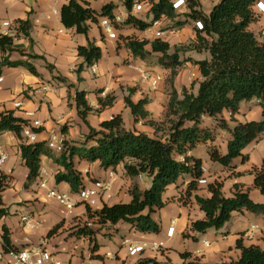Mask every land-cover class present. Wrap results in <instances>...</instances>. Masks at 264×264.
I'll return each instance as SVG.
<instances>
[{
  "label": "trees",
  "instance_id": "obj_1",
  "mask_svg": "<svg viewBox=\"0 0 264 264\" xmlns=\"http://www.w3.org/2000/svg\"><path fill=\"white\" fill-rule=\"evenodd\" d=\"M257 0H218L212 5L208 13L200 8L199 0H185L181 10L172 8V0H145L146 10L144 15L152 20H172L182 14L186 19L200 20L202 29L196 30V37L184 47H175L169 52V44L160 38H145L144 32L151 25L139 14L130 12L134 0H123L126 8L122 22H115L114 15L119 10H114L112 3L104 4L100 10L89 7L87 0H68L60 8L61 23L67 28H74L85 36L88 34L87 21L98 23L101 18H106L118 31L115 38V47H123L128 56L144 58L146 55L159 53V63L170 70L173 77L180 65L177 53L179 50L194 49L206 50L209 59L195 61L198 65L200 80L197 82L196 92L183 87L179 92L171 89L165 105V114L161 121L149 118L146 105L149 98L144 95L137 100L131 99L135 87H127L124 104L129 108L135 121L146 119L147 123L154 126V135L141 131L127 130L124 127L119 113L99 123L98 128L90 127L87 115L110 106L114 96L106 94L97 97L98 107L93 109L87 102L85 90L74 91V103L79 118L88 126V132L80 142L63 139V150L53 155L52 159L63 170L54 175L55 182H65L72 192H79L86 187L82 172L76 166V160L86 164L96 163L101 168L115 170L121 165L123 176L129 179L145 176L150 179L147 188H141L137 181H132L125 189L129 196L126 202L112 204L101 203L99 206H89L83 203L85 211L79 222L71 225L77 226V233L88 236L93 243L94 229L86 228L91 221L94 225L114 226L126 223L140 233H155L160 231V224L152 218L168 202H182L188 206L196 205L203 213L200 219L191 220L181 232V236L196 242L198 235L210 229H220L231 218L233 211L246 210L264 215V202L253 201L249 196L248 187L240 183L232 185L230 196L223 195L222 181L218 177L206 181L205 167L200 158L188 155L198 143H207L206 152L211 162L217 163L223 169L234 172V160L245 162L247 155L243 153L246 146L259 139H264V34L261 40L249 29V24L256 21L259 14L253 8ZM183 22V21H182ZM177 21L176 24L182 23ZM174 25V26H175ZM31 23L29 19H18L14 35L0 34V75L5 66L23 67L31 74L39 76L34 65L29 59H43L37 54H25L26 60H10L9 54L18 49L13 47L14 36L19 34L30 38ZM128 31V32H127ZM130 31V32H129ZM77 54L82 58V64L76 68L77 79L80 80L82 65H92L101 58V48L87 38L86 45L77 46ZM23 55V54H21ZM46 68L53 71V65L46 63ZM60 78L68 88L73 85L64 77ZM101 89L95 90L99 94ZM256 99L260 107V119L250 121H237L234 115L238 113L239 103L243 100ZM223 112L229 113V120L233 122L228 127L223 118ZM203 116H208L218 121L221 129L227 130L230 138L226 142L225 152L212 144L213 132L202 125ZM27 121L16 117L11 111L0 114V132L11 131L19 140L17 148L22 164L28 169V181L34 182L41 168V155L50 154L46 147V140L29 142L23 136V127ZM36 132L39 128H32ZM65 126L61 127V132ZM159 132V133H157ZM247 172L252 175V186L264 194V159L252 165ZM87 176L88 171H86ZM89 177V176H88ZM8 177L0 174V205L2 191L6 187ZM90 181L95 178L89 177ZM204 178L209 196L202 197L196 193L198 179ZM169 186L177 188V195L173 198H163ZM99 200L97 201V203ZM82 203V202H81ZM6 214L4 207H0V218ZM63 225V219L57 221L46 232V236L57 233ZM68 227V229L70 228ZM92 239V240H91ZM235 247L240 250L235 260L214 263H199L198 258L189 252L180 253L181 257H191L186 264H264V244L244 245L241 238L235 241ZM0 248L6 253L10 250H19L10 238V233L5 224L0 225ZM97 249L93 244L90 257L102 260V256L92 254ZM126 257H130L126 253ZM138 264H158L152 259H137ZM121 264H124L123 262Z\"/></svg>",
  "mask_w": 264,
  "mask_h": 264
},
{
  "label": "crops",
  "instance_id": "obj_2",
  "mask_svg": "<svg viewBox=\"0 0 264 264\" xmlns=\"http://www.w3.org/2000/svg\"><path fill=\"white\" fill-rule=\"evenodd\" d=\"M67 1L0 0V32L3 29L1 25L3 21L11 23L12 27H15L14 29H16L18 19H29L31 23L30 38L20 34L14 36L13 47L18 51L10 52L9 59L26 60L25 54L27 53L44 57L43 59L28 60L34 65L40 77L20 66H5L3 68L0 83V114L11 111L14 116L28 121L24 111H34L33 118L38 119L41 124L40 131L37 132V140H47L52 132L62 133L61 127L64 125L65 131L62 133L64 138L68 142H80L87 134L88 126L79 118L73 98L76 89L85 90L87 91V102L93 109L98 107V96L104 97L106 94L114 96V101L110 106L92 111L87 115L86 120L90 127L98 128L102 120L119 113L127 130L154 135V126L149 125L146 119L135 121L129 108L125 106L126 88H136L131 94V99L134 101L146 95L149 98L146 105V109L150 113L148 119L161 121L165 114L168 93L172 88L179 92L181 88H189L192 85V91L196 92L197 82L201 77L195 61L209 59L208 52L194 49L179 50L177 56L180 65L176 69V74L171 77L170 70L159 63V53L146 55L144 58L128 56L123 47L116 49L115 39H109L102 34L99 22L87 21L89 26L87 36L76 32L74 28L65 27L60 20V8ZM122 1L87 0V3L89 7L97 11L104 4L112 3L113 9L120 11L116 14L120 15V22H122L124 19L123 8L125 7ZM199 1L200 8L205 13H208L212 5L218 2V0ZM202 5H207V8L203 9ZM130 12L142 15L150 23L153 21L151 15L145 16L141 12L136 13L132 7ZM258 14V19L251 22L248 27L255 35L259 33L262 35L264 34V13ZM157 20L160 21L163 30L177 26L178 24L175 25L177 21H186L180 31H177L175 27L174 34H165L160 38L169 44V52H173L175 47L185 46L194 41L196 29L193 22H187L189 19H186L182 14L172 20ZM161 22L165 24L163 25ZM115 31L118 34L116 29ZM144 35L145 38H154L146 31ZM261 35L260 38L257 37L258 40H261ZM87 38L101 48V58L94 64L95 74L90 71L89 66L83 64L79 74L81 79L78 80L75 70L78 65L82 64V58L77 54V46L86 45ZM46 63L53 65L52 72L47 70ZM155 75H159L160 80L156 88L152 89L150 81ZM58 77H64L73 86L68 88ZM42 86H47L48 89L43 90ZM97 89H101L99 94H95ZM16 102H20L21 105L16 107ZM260 114V107L256 99L244 100L239 103V110L234 118L241 122L259 120ZM222 115L228 127H232L234 123L229 120V113L223 112ZM201 123L211 129L214 135L212 144L221 153H224L226 142L230 138L229 132L221 129L218 121L208 116H203ZM18 142L19 140L11 131L0 132V153L6 155L0 166V174L8 177L6 187L1 193L3 204L0 207H4L6 214L0 218V225H6L11 241L20 249L43 244L63 264H121L122 262L138 264V257L152 259L158 264H186L191 261V257H181L180 253L182 252H189L192 257L196 256L199 263H214L235 260L239 256L240 250L235 247L237 238H241L244 245L262 246L264 244V215L246 210L233 211L229 221L220 229H210L206 234L204 233L206 239L202 238L204 234L198 235L196 242L183 238L181 232L188 223L191 220L202 218L203 213L196 205L188 206L182 202H168L152 214V218L160 224V231L157 234L140 233L126 223H118L112 228L119 230L109 240L105 241L100 234L95 233L92 235L93 243L90 244L88 236H77L72 233V230H67L68 226L79 222V217L83 216L85 207L78 199V192H72L65 182H55V173L63 170L52 159L51 154L56 156L57 153L50 151V154L40 157V169L44 170L40 174V178L46 181V187L40 188V178L38 177L34 182L26 184L28 169L21 162L17 148ZM206 145L207 143H198L188 152V155L201 159L206 169L204 172L206 181L218 177L222 181L221 191L226 197L230 196L232 185L240 183L243 187L249 188V196L253 201L264 202V194L252 186V175L247 172L252 165L258 164L261 159H264V139L253 141L246 146L243 150V153L247 155L245 162L234 160L233 171L238 172V175L231 174L230 171L223 169L217 163L211 162L206 152ZM75 164L82 172L85 186L92 184L89 177L95 178L94 181L106 180L109 182V188L101 193L97 206L101 203L112 204L128 201L129 196L125 189L132 181H137L141 188L150 185V179L145 176H142V179L140 177L133 179L124 177L121 165L112 170L111 168H101L96 163L86 164L78 160ZM86 171H88L89 177ZM49 188L65 193L74 202V206L70 210H66L57 201L47 197L46 192ZM196 193L202 197L210 195L206 183H198ZM176 195L177 188L169 186L163 198H174ZM22 215H28L30 219L37 221V226L32 229L24 228L20 222ZM60 219H63L62 227L57 233L47 237L48 229ZM171 224L175 230L173 235L167 238L166 229ZM124 239L145 242L165 240V244L157 250L147 247L137 257H126ZM95 242L97 249L92 251V254L102 256V260L90 257ZM108 251L116 254V258L107 257L105 253ZM0 264H9L8 258H1Z\"/></svg>",
  "mask_w": 264,
  "mask_h": 264
},
{
  "label": "built area",
  "instance_id": "obj_3",
  "mask_svg": "<svg viewBox=\"0 0 264 264\" xmlns=\"http://www.w3.org/2000/svg\"><path fill=\"white\" fill-rule=\"evenodd\" d=\"M172 8L175 10H181L183 5H185V0H172ZM146 2L145 0H134L132 3V9L136 13H140L145 8ZM144 7V8H143ZM253 8L257 11V13H264V0H257L253 6ZM121 18L119 14L114 15V21L120 22ZM2 30L0 34L2 35H12L15 32V27L11 25L8 21H3L1 23ZM99 26L101 27V32L109 39H115L117 37V33L115 28L111 22H109L106 18H101L99 20ZM193 26L196 30L202 29V23L200 20H194ZM152 37L154 38H162L165 34H174L176 32L175 27H169L167 30H163L159 20L151 21V25L146 30ZM89 69L92 73H96L94 64L89 65ZM160 80L159 75H155L151 81L150 86L152 89H155L158 81ZM2 81V76L0 75V83ZM43 90H47V86H42ZM21 105L20 102H16L15 106L19 107ZM25 116L28 118L27 124L23 127L22 134L29 142H34L37 140V132L32 128H39L41 126L40 121L38 119L33 118L34 111H24ZM63 139L64 136L59 131L52 132L47 140L46 147L55 153H59L63 150ZM6 155L4 153H0V166L4 162ZM44 172V170L39 171L38 178H40V174ZM111 176V175H110ZM199 184H204L205 179L199 178ZM40 188L46 187L45 179L40 178L39 182ZM109 188V182L106 180H95L91 185L84 187L78 193V199L82 203H87L89 206L93 207L97 205V201L103 191ZM46 196L54 199L59 204H61L66 210H70L74 206V202L70 200V198L62 192H59L54 189H47ZM20 222L23 227L26 229H32L37 226V221L34 219H30L28 215H22L20 217ZM173 224L169 225L166 229V237L170 238L174 233ZM207 243V242H206ZM123 244L126 247V251L130 257L139 256L147 247L152 250H157L164 246L165 240H155L150 242L145 241H130L129 239H124ZM106 256L113 258V255L110 252L106 253ZM3 257H7L9 260V264H63L62 261L55 257L51 251L46 249L43 244H38L33 247H26L23 249H19L17 251L10 250L4 253L0 248V259Z\"/></svg>",
  "mask_w": 264,
  "mask_h": 264
},
{
  "label": "rangeland",
  "instance_id": "obj_4",
  "mask_svg": "<svg viewBox=\"0 0 264 264\" xmlns=\"http://www.w3.org/2000/svg\"><path fill=\"white\" fill-rule=\"evenodd\" d=\"M144 8V7H143ZM202 8L203 9H205V8H207V5H202ZM145 10H146V6H145V8L143 9V11H141V14H144V12H145ZM123 11L125 12L126 11V8L124 7L123 8ZM142 16V15H141ZM187 22H190V23H192L193 22V20L192 19H189V20H187ZM163 25L165 24L164 22H161ZM186 23V21H184L183 23H181L182 25H177V26H175L176 28H177V31H180V29H181V26H183L184 24ZM260 35H261V33H259V34H256V36L258 37V38H260ZM144 37H145V35H143ZM182 47H184V46H182ZM244 101V100H243ZM140 179H142V176L140 177ZM149 186V184L147 185V186H144V187H148ZM143 187V186H142ZM107 190V189H106ZM95 223H92L91 221L88 223V225L89 226H85L86 228H88L89 229V227L92 229H94V231H95V233H98V234H100V236H102V239H104L105 241L106 240H109L110 238H111V236L115 233V232H117L119 229H114V228H112V226H107V225H104V226H100V225H97V226H95L94 225ZM68 227H70V226H68ZM68 227H67V230H68ZM75 227H77V226H72V227H70L69 228V230H72V233H75L77 236H79L80 235V233H77V229L75 228ZM74 229V230H73ZM66 230V231H67ZM207 233V232H206ZM205 233V234H206ZM205 234H204V236H202V238L203 239H206V236H205ZM77 238H79V237H77ZM201 238V239H202ZM93 239V238H92ZM91 239V240H92ZM109 252V251H108ZM107 253V252H106ZM105 253V254H106ZM111 253V252H110ZM112 255H113V258H116V254H114V253H111ZM107 257H109V256H107ZM111 258V257H110Z\"/></svg>",
  "mask_w": 264,
  "mask_h": 264
}]
</instances>
